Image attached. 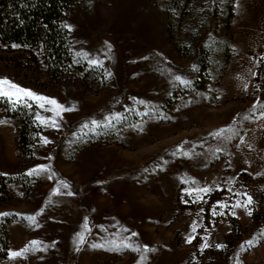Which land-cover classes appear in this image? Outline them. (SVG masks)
I'll return each mask as SVG.
<instances>
[{"label":"rangeland","instance_id":"1","mask_svg":"<svg viewBox=\"0 0 264 264\" xmlns=\"http://www.w3.org/2000/svg\"><path fill=\"white\" fill-rule=\"evenodd\" d=\"M64 22L59 86L0 48V102L38 129L23 155L0 109V264H264V0H75Z\"/></svg>","mask_w":264,"mask_h":264},{"label":"trees","instance_id":"2","mask_svg":"<svg viewBox=\"0 0 264 264\" xmlns=\"http://www.w3.org/2000/svg\"><path fill=\"white\" fill-rule=\"evenodd\" d=\"M74 2L0 0V48L10 50L14 54L11 59L26 73L40 74L55 86L67 82L73 67V57L64 19L66 11ZM20 108L23 109L22 115L18 113ZM0 109L5 116L20 119V150L23 155H28L30 151L27 144L35 138L31 139V131L34 135L38 133L33 114L26 117L24 106L16 107L7 101L0 102ZM6 250V240L0 236V260L5 258Z\"/></svg>","mask_w":264,"mask_h":264},{"label":"crops","instance_id":"3","mask_svg":"<svg viewBox=\"0 0 264 264\" xmlns=\"http://www.w3.org/2000/svg\"><path fill=\"white\" fill-rule=\"evenodd\" d=\"M10 159V158H9ZM7 160V161H3V162H1V164H0V167L2 168V169H5L6 168V163L8 162V164L11 166V165H15L16 163H17V159H10V160Z\"/></svg>","mask_w":264,"mask_h":264},{"label":"snow or ice","instance_id":"4","mask_svg":"<svg viewBox=\"0 0 264 264\" xmlns=\"http://www.w3.org/2000/svg\"><path fill=\"white\" fill-rule=\"evenodd\" d=\"M29 95H31V94H29ZM41 99H43V98H41ZM50 103H55L54 101H50ZM206 191V190H205ZM248 203L250 204L251 203V199L249 198V200H248ZM249 214H251V213H249ZM205 247H207V245H205ZM16 255H19V253H13V256H16Z\"/></svg>","mask_w":264,"mask_h":264}]
</instances>
